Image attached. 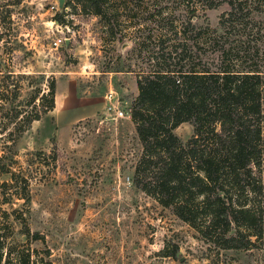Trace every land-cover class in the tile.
Segmentation results:
<instances>
[{"label":"rangeland","instance_id":"1","mask_svg":"<svg viewBox=\"0 0 264 264\" xmlns=\"http://www.w3.org/2000/svg\"><path fill=\"white\" fill-rule=\"evenodd\" d=\"M67 1L0 0V165L30 180L24 201L11 173L0 172V183L12 182L0 187V207L22 208L30 229L43 236L18 241L36 264H264V234L252 248L218 249L132 184L142 148L130 118L136 75L124 66L130 61L137 70L141 59L131 57V40L113 42L96 17ZM214 1L218 6L206 8L197 24L216 27L230 9L229 0ZM240 1L264 41V0ZM61 11L64 23L55 18ZM51 80L57 108L42 116ZM108 103L126 116L114 119ZM191 132L188 122L174 129L182 141ZM262 172L264 181V163Z\"/></svg>","mask_w":264,"mask_h":264},{"label":"trees","instance_id":"2","mask_svg":"<svg viewBox=\"0 0 264 264\" xmlns=\"http://www.w3.org/2000/svg\"><path fill=\"white\" fill-rule=\"evenodd\" d=\"M228 3L216 27L197 24L206 8L218 6L214 0H68L64 6L96 17L113 42L131 40V57L141 59L137 70L130 61L124 66L136 75L130 118L142 148L132 184L212 246L248 249L264 234V41L242 1ZM55 18L65 22L62 11ZM19 96L18 88L13 98ZM45 99L42 116L55 107L54 80ZM183 122L192 126L185 141L174 133ZM15 145L16 138L7 144ZM0 172L11 173L17 198L28 200L29 178L10 164ZM0 213V264H36L16 237L43 236L30 229L22 208L0 207Z\"/></svg>","mask_w":264,"mask_h":264},{"label":"built area","instance_id":"3","mask_svg":"<svg viewBox=\"0 0 264 264\" xmlns=\"http://www.w3.org/2000/svg\"><path fill=\"white\" fill-rule=\"evenodd\" d=\"M52 44L54 46L58 45V41H53ZM111 96L108 98V100H110ZM106 111L110 114H112L114 119H121L124 118L126 115L124 113V111L119 108L118 106L112 104V103H108L107 107H106Z\"/></svg>","mask_w":264,"mask_h":264},{"label":"crops","instance_id":"4","mask_svg":"<svg viewBox=\"0 0 264 264\" xmlns=\"http://www.w3.org/2000/svg\"><path fill=\"white\" fill-rule=\"evenodd\" d=\"M56 108H57V100L55 101V107H54V109L51 110V111H49V112L47 113V115H48L50 112H54V111L56 110Z\"/></svg>","mask_w":264,"mask_h":264},{"label":"water","instance_id":"5","mask_svg":"<svg viewBox=\"0 0 264 264\" xmlns=\"http://www.w3.org/2000/svg\"><path fill=\"white\" fill-rule=\"evenodd\" d=\"M60 6H63V0H59Z\"/></svg>","mask_w":264,"mask_h":264}]
</instances>
